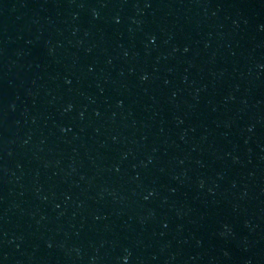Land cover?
<instances>
[{
	"label": "water",
	"instance_id": "1",
	"mask_svg": "<svg viewBox=\"0 0 264 264\" xmlns=\"http://www.w3.org/2000/svg\"><path fill=\"white\" fill-rule=\"evenodd\" d=\"M0 264H264V0H0Z\"/></svg>",
	"mask_w": 264,
	"mask_h": 264
}]
</instances>
